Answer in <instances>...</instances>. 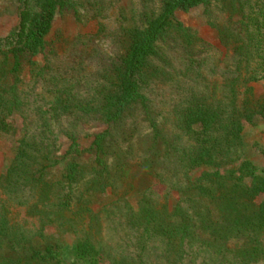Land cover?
Returning <instances> with one entry per match:
<instances>
[{
	"label": "trees",
	"instance_id": "16d2710c",
	"mask_svg": "<svg viewBox=\"0 0 264 264\" xmlns=\"http://www.w3.org/2000/svg\"><path fill=\"white\" fill-rule=\"evenodd\" d=\"M19 1L0 264H264V146L245 141L264 120V0ZM196 10L219 46L176 16ZM61 12L97 26L71 59L47 39Z\"/></svg>",
	"mask_w": 264,
	"mask_h": 264
},
{
	"label": "rangeland",
	"instance_id": "374dc122",
	"mask_svg": "<svg viewBox=\"0 0 264 264\" xmlns=\"http://www.w3.org/2000/svg\"><path fill=\"white\" fill-rule=\"evenodd\" d=\"M127 0H121L119 6L128 7ZM19 0H0V44L6 42L5 37L15 29L19 22ZM116 13L117 9H112L109 17H106L107 30L114 31L116 28ZM177 18L183 22L186 26L192 25L198 29L200 35L207 42H211L215 46H219L216 40V34L211 31L205 24L204 18L200 15L199 10L180 12L176 14ZM97 31V26L95 21H91L87 24H83L75 20L74 16L69 12L57 13L52 23L51 29L47 34L48 41L59 40L57 45V51L61 57L73 58L79 55L81 52L80 45L78 47H72V43L78 41L80 36H85V34L94 35ZM81 38V37H80ZM3 39V40H2ZM7 43V42H6ZM92 46H98L100 50L106 48L103 43L95 40L91 44ZM90 48H88L89 51ZM114 47H108L107 52H112ZM90 57L92 56L91 52ZM89 57V56H88ZM86 56V59H89ZM245 141L248 145L257 143L264 146V120H257L255 124L248 127L245 131ZM143 146H148L149 142L146 139L141 140ZM9 144H0V170L10 163L14 152H5ZM256 163L260 167L262 173H264V162L259 156L254 157ZM13 215L17 218H22L24 212L22 209H13Z\"/></svg>",
	"mask_w": 264,
	"mask_h": 264
}]
</instances>
